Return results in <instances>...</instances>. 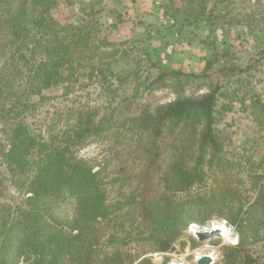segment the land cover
Segmentation results:
<instances>
[{"label":"rangeland","instance_id":"rangeland-1","mask_svg":"<svg viewBox=\"0 0 264 264\" xmlns=\"http://www.w3.org/2000/svg\"><path fill=\"white\" fill-rule=\"evenodd\" d=\"M56 3L50 10V18L56 26H95L97 39L94 46L97 50L87 56L85 51L80 59H74L72 73L63 72L65 67L59 68L60 77L65 81L60 85L54 84L50 88L42 89V93L38 95L32 93L31 84H39L49 65L55 62L57 64L60 57L54 60L49 49L40 53L38 48V52L29 57L28 64L25 59L19 57V52L23 53L28 44H43L36 42V39H40V34L46 37L48 30L44 26L39 32L33 30L31 25L27 24H31L32 18H25L27 20L22 21L24 26L21 24L20 28L28 26L30 33L18 29L24 36L15 41L7 27L0 29V78H3L10 88L0 86V101L8 104L12 101L19 102L22 97L30 106L25 113L20 109L21 115L17 112L9 114L0 107V233L3 221L17 220L18 206L27 211L25 200L31 194L25 187L35 175V169L30 167L34 162L31 154L15 167L13 164L22 153L5 155V152L8 154L16 144L15 133L18 124H28L29 135L42 136L49 142L52 135L60 136L61 131L72 124L73 118L67 116L68 108L81 109L84 106V110H88L90 106L101 105L115 111L107 116L109 118L103 135L88 140L74 152L75 156L84 160L94 172H100L99 177L103 180L106 217L101 215L91 224L92 234L88 236L86 246L94 242L92 251L94 248L103 250L105 246L106 252L109 246L106 242L110 240L114 228L120 226L124 229L142 219L135 218V211L142 206V197L135 198V195H138V188L140 190L143 187L138 185L142 183L140 173L149 164L150 158H138L140 150L137 141L140 135L133 130L130 121L143 113L154 112L161 105L173 102L178 95V84L172 78L151 84L158 74V69L152 68L151 63L148 64L142 52L151 53L154 62H160L166 70L197 75L196 78H190L183 88V95L187 96L206 93L211 84L224 83L226 76L219 71L223 67L224 59L245 68L261 57V62L257 64L260 71L253 70L241 76L247 80L246 76L252 74L253 77L248 79L250 83L244 84L240 89L232 84L233 87L223 92V97L219 99V109L226 106L217 125L224 140L223 151L219 154V163L215 164L203 182L204 189L194 191H215L218 197H221L223 188L229 185L235 190L245 192L246 197L243 194L240 196V203H237L243 208L244 214L246 213L243 223L245 233L241 234L240 227L232 226L227 221L228 236H213L200 240L196 234L211 233L212 223L226 221V212L210 214L209 211L199 209L196 218L188 225L183 238L175 244L172 252H153L151 247L136 242V235H133L134 241L128 245L122 244V249L141 260L151 258L157 264H162L166 257L168 264H196L198 255H208L214 258L215 264H223L224 247H237L244 242L249 253L264 263V211L259 210L260 217L256 222V217L249 215L252 209L254 211L257 197L255 188L252 189V182L256 177H261L259 185L260 188L264 187V123H259L254 113L256 109L252 106V101L259 99L264 102V54H259L264 50V0H224L223 3H210L209 8L217 4L215 14L225 17L217 20L213 35L205 21L198 24L189 23L183 14L177 13L173 16L170 11L166 13L168 0H56ZM179 7H184L181 0H177L176 8ZM38 8H41V4ZM1 9L4 10V6H1ZM36 16L40 17V13ZM66 33V30L61 31L60 35L65 36ZM33 34L39 35L34 37ZM137 43L139 46L141 43L139 49H129ZM77 56L75 53L74 58ZM43 58H47V63ZM30 64H36L31 72L32 83H29L26 73ZM80 64L84 65V68L79 67ZM209 64L211 66L207 67ZM104 67L108 71L104 72L108 80L99 84L102 75L98 68L103 70ZM38 68L37 74L35 69ZM93 71L95 77L91 75ZM111 72L123 80L117 83L115 77L110 75ZM234 80L236 77H233L232 82ZM105 86L110 87L108 92ZM234 89L237 91H233ZM181 90L178 91L179 94ZM111 93H118L122 100L117 98V101L110 104L103 102L105 96L107 99L113 98ZM72 100H77V103L74 104ZM260 112L264 115L263 109H260ZM188 133L189 131H181L180 128L174 133H166L162 140L165 146L161 150L165 160L173 153L174 145L191 139L193 134ZM188 152L189 150L185 152V156ZM227 161L233 164L230 165ZM248 172L251 178L247 180L250 176ZM253 174L255 178L252 177ZM156 178L144 179L147 184L150 182L151 186H155L158 181ZM159 194L160 191L152 190L148 198L157 197ZM253 204L255 205L251 207ZM60 205H55L57 207H53L55 211L52 213H57L68 221L75 211L73 199L66 194V202ZM46 220L56 226L51 218L48 220L47 217ZM64 229L70 234L71 228L65 226ZM96 233L100 240L93 236ZM2 238L0 236V264L3 259ZM61 246L63 244L57 240L53 245L47 246V254L42 257L46 264L55 262L56 255L63 252ZM24 256L32 264H38L40 254L30 253L28 257ZM12 258L14 256L8 260L13 261ZM24 262V258L20 257L18 263Z\"/></svg>","mask_w":264,"mask_h":264},{"label":"trees","instance_id":"trees-1","mask_svg":"<svg viewBox=\"0 0 264 264\" xmlns=\"http://www.w3.org/2000/svg\"><path fill=\"white\" fill-rule=\"evenodd\" d=\"M223 1L181 0L184 7L176 8L177 0H168L165 10L166 13L172 12L173 16L177 13L183 14L186 22L189 23L198 24L205 21L213 35L217 28V20L225 19V17L215 14L216 9H218L217 4L212 8H209V5L212 2L223 3ZM39 4H41V8H38ZM56 5V0H0V29L7 27L15 41L24 36L18 29L28 31V26L20 28L22 21L27 20L25 18H32L31 24H27L31 25L33 30L39 32L43 26L48 30L46 37L39 33L41 37L36 39V42H43L40 44L41 47L36 44L32 46L28 44L23 53L19 52V57L25 59V62L29 64V57L36 54L38 48H40V53L49 49L48 51L52 52L54 60L60 57L57 64L55 62V64L49 65V68L44 72L45 76L39 80V84L35 86L31 84L32 93H38V95L42 93V89L50 88L54 84L60 85L61 82L65 81L60 77L59 68L65 67L63 72L72 73L74 59H80L85 51L87 56L90 52L97 50L94 46L97 39L94 33L95 26L89 24L79 27L56 26V23L50 18V10ZM1 6H4V10L1 9ZM37 13H40V17L36 16ZM22 25L24 26V24ZM65 30L67 31L66 35L61 36L60 32ZM29 33L30 31H28ZM39 34H33V36ZM36 46L37 48H35ZM132 46L129 49L136 50L140 48L141 43L140 46L138 43ZM75 53L78 56L74 58ZM142 54L147 59L148 64L151 63L152 68L158 69V74L151 84L165 82L172 78L178 84L176 88L178 95L173 102L161 105L154 112L143 113L130 121L133 124V130L140 135L137 141V147L140 150L138 158H145L146 156L150 158L149 164L140 173L142 183L138 185L143 187L140 190L138 188V195H135V198L142 197V206L135 211V218L140 217L142 218L141 221L124 229L115 226L110 240L106 242L109 244L106 252L104 251L105 246H103V250L94 248L92 251L91 247L94 242L86 246L87 238L92 234L91 224L101 215L106 217L107 210L104 205L103 180L99 177L100 172H94V169L88 166L84 160L78 159L74 152L77 147L85 145L88 140L101 137L105 132V125L109 118L107 116L115 111L101 105L90 106L88 110H84V106L81 109L68 108L67 116L70 115L73 121L66 130L61 131L60 136L52 135L51 141L48 142L42 136L29 135L27 133L28 124L21 123L16 128V144L8 151V154L5 152V155H12L16 152L17 155L22 153L13 167L16 164L20 165L23 159L31 154L34 157V162L30 167L35 169V175L25 187L31 194L25 200L28 207L27 211L18 206L16 208L19 212L17 220L3 221L4 225L0 233V236L3 237L1 241L3 242L2 264H19L20 257L24 258V264H32L24 256L27 255L28 257L30 253L40 254L38 264H46L42 257H45V253L47 254L45 251L47 246L53 245L56 240L63 244L61 246L63 252L56 255L55 262L52 264H157L151 258L141 260L138 256L133 257L127 251L125 252L122 246L134 241L133 235H136L135 241L151 247L153 252H172L175 244L183 238L188 225L196 218L199 209L209 211L210 214H224L223 212H226V221L232 226L240 227L241 234L245 233L243 223L246 219V213L244 214L243 208L237 204L241 201L240 196L245 194L246 197L245 192L235 190L229 185L223 188L221 197H218V193L215 191L214 193L194 191L204 189L203 182L215 164L219 163L218 157L223 151L224 140L221 138L222 132L217 125L220 121L221 112L225 110L226 106H222L220 110L218 107L219 99L223 97V92H227L229 87H233L232 84H235L238 89L244 84H249L248 79L253 77L252 74L246 76L247 80L241 76L242 74H249L253 70L260 71L257 64L261 62L262 58L254 60L251 65L245 68L224 59L223 67L219 70L221 74L226 76L224 83L211 84L206 93L187 96L183 95V88L190 78H196L197 75L166 70L160 62H154L151 53L143 51ZM259 54L263 55L264 50ZM43 60L45 63L48 61L47 58H43ZM30 65L26 73L29 83H32L31 72L36 64ZM210 66L209 64L207 67ZM79 67L84 68V65L80 64ZM98 70L102 75V79L98 83L103 84L108 80L104 72L108 71L105 67L103 70L99 68ZM38 72L39 68L35 69V73L38 74ZM94 72H91V75H94ZM110 75L115 77L117 83L123 80L122 77L116 76L113 72ZM233 77H236V80L232 82ZM262 79L264 81V77ZM3 85L10 89L8 83H4L3 78H0V86ZM111 85L113 86L112 83ZM110 87L105 86V90L108 92ZM180 90L181 93L179 94L178 91ZM233 91L237 90L234 89ZM111 95L113 94L111 93ZM114 95L111 99L109 97L107 99L105 96L103 102L107 101L110 104L117 101V98L122 100L118 93ZM72 101L74 104L77 103V100ZM252 106L256 109L254 113L259 123H264V115L260 112V109L264 110V102L258 99L252 101ZM0 107L9 114L17 112L21 115L19 110L23 109L22 112L25 113L30 106L21 97L19 102L12 101L6 104L0 101ZM108 111L110 112L108 113ZM178 128L181 131H189L188 134L193 135H191V139L183 140L174 145L173 153L165 160L161 154V150L165 146L162 140L167 132L174 133ZM188 150L189 152L185 156V152ZM227 163L233 164L230 161ZM248 173L250 176L247 180L251 178L250 172ZM150 177H157L158 181L155 186H151L150 182L148 185L147 180L144 179ZM252 177L255 178V174ZM260 178L256 177L252 182V189L255 188L257 197L256 205L251 206L255 205L254 211L252 209L249 215L256 217L254 222L260 217L258 216L259 210L264 211V187L260 188ZM152 190H158L160 194L157 197L148 198V194ZM66 194L73 199L75 205V211L68 221H65L57 213H52L53 210L55 211L53 207L66 202ZM47 217L48 220L51 218L56 226H53L52 223L49 224L46 220ZM65 226L71 228L70 234L64 231ZM48 227L52 228L48 229ZM102 234L105 237V231ZM93 236L100 240L97 233ZM13 256L14 262L8 260L9 257ZM137 260L139 262H136ZM162 264H168L167 257ZM223 264L264 263L254 258L242 242L237 247H224Z\"/></svg>","mask_w":264,"mask_h":264},{"label":"water","instance_id":"water-1","mask_svg":"<svg viewBox=\"0 0 264 264\" xmlns=\"http://www.w3.org/2000/svg\"><path fill=\"white\" fill-rule=\"evenodd\" d=\"M196 235L200 240H203L204 238L205 239L210 238L213 236H222V234L220 233V230L218 229H216L215 231H212L211 233H207V232L199 233L198 232ZM196 264H215V262L212 259V257L208 255H204V256H201L200 260L196 261Z\"/></svg>","mask_w":264,"mask_h":264},{"label":"clouds","instance_id":"clouds-1","mask_svg":"<svg viewBox=\"0 0 264 264\" xmlns=\"http://www.w3.org/2000/svg\"><path fill=\"white\" fill-rule=\"evenodd\" d=\"M227 225V221H222L220 223H212V227L210 229V231H215L216 229H219L220 230V233L223 234L224 231H225V226ZM206 230H209V229H206ZM232 243H235V241H232ZM200 256H196V260H200ZM214 259V258H213Z\"/></svg>","mask_w":264,"mask_h":264},{"label":"bare ground","instance_id":"bare-ground-1","mask_svg":"<svg viewBox=\"0 0 264 264\" xmlns=\"http://www.w3.org/2000/svg\"><path fill=\"white\" fill-rule=\"evenodd\" d=\"M219 230V229H218ZM229 235V231H228V228H226V226H225V231H224V233L222 234V236H224V237H226V236H228Z\"/></svg>","mask_w":264,"mask_h":264}]
</instances>
